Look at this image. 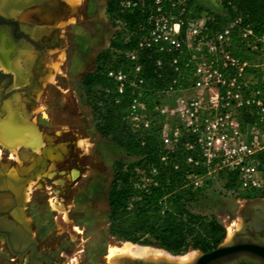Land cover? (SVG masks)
Wrapping results in <instances>:
<instances>
[{
    "label": "rangeland",
    "instance_id": "1",
    "mask_svg": "<svg viewBox=\"0 0 264 264\" xmlns=\"http://www.w3.org/2000/svg\"><path fill=\"white\" fill-rule=\"evenodd\" d=\"M58 1L63 13L54 19H28V14L32 13L30 8L14 9L10 12L29 22L20 23L25 31L41 24L50 28L58 27L61 35L57 38V46L45 50L43 74L38 80L39 87L29 107L28 120L38 131L43 145L47 144L45 137H49L50 146L63 145L65 150L59 154L54 171L47 166L39 173V178L27 180L24 188L29 181H35L28 191L29 196L25 199L27 201L23 203V213L41 249L57 246L60 242L66 244L60 261L56 264H110L106 257L108 247L119 246L124 242L109 234L107 191L114 162L128 158L124 148L117 145L110 135L97 132V112L92 108V98L85 93L82 78L94 70L96 56L107 47L115 28L106 15L105 0H80L75 6L66 0ZM197 2L208 13L223 12L221 0ZM235 35L238 36L237 30ZM193 45L194 48H201L202 40ZM227 48L232 54L239 53V57L248 63L244 74L246 91L263 88L264 50L261 46L258 44L254 47L240 39L236 42L232 36ZM25 56L27 54L20 50L18 57ZM54 64L58 65V71L54 69ZM25 69L20 67V71L27 74ZM176 95L174 92L161 94L158 105L171 108ZM145 105L147 109L142 111V115L152 120L153 128L146 131V134L159 136L162 124L168 125V128L180 124L172 114L163 117L157 113L155 105L151 108L147 103ZM21 108L22 103L18 109ZM247 110L248 108L237 110L239 136L231 137L229 144L235 146L252 143L253 151L247 162L248 166H254V172L250 173L257 184L248 186L241 182L234 169V166H239V161L235 159L228 162L216 161L209 166L198 161L194 165L205 171H193L187 176L191 188L198 189L197 200L190 205L191 209L214 217L223 225L225 235L221 243L228 242L235 230L241 228L240 209L243 204L251 200H264V118L262 121L248 119L245 116ZM15 138L20 139L21 143L13 149L0 143V160L7 161V158L14 156L18 164H22L20 154L17 153L20 146L24 151L39 153L36 156H42L43 159L47 157L48 165L50 164L48 156L44 157L45 153L37 152L31 145L26 144L25 136L16 135ZM80 141H83V145L78 143ZM36 156L33 155L32 159ZM30 162L32 163H28ZM15 169H10V176L11 170ZM72 170L77 171L75 177L72 176ZM28 172L30 171H26ZM22 173L20 171L18 177ZM190 251L197 254L200 250L189 249L186 252ZM0 264H16L13 256L2 244Z\"/></svg>",
    "mask_w": 264,
    "mask_h": 264
},
{
    "label": "trees",
    "instance_id": "2",
    "mask_svg": "<svg viewBox=\"0 0 264 264\" xmlns=\"http://www.w3.org/2000/svg\"><path fill=\"white\" fill-rule=\"evenodd\" d=\"M151 1L107 0L105 12L115 31L107 47L97 54L94 70L82 78L85 93L92 98V108L97 112V132L110 135L128 158L113 164L107 191L108 231L120 240L155 246L172 254H183L189 249L208 252L221 243L225 230L216 218L191 209L198 189L191 188L187 176L205 170L186 162V158L197 162L198 152L180 146L165 150L158 135L134 132L128 121L134 102L144 101L151 108L159 103L158 97L164 91L187 86L190 69L183 60L175 70L169 64L171 53L152 46L138 52L142 70L139 88L125 86L119 92L116 82L107 74L111 69L131 68L127 54L147 31ZM220 4L223 12L210 13L212 19L206 22L202 34L220 30L237 14L242 16L243 25L258 35L264 32V0H221ZM203 11L207 10L197 0H187L182 16L197 17ZM235 33L233 29V40L238 42ZM158 59L162 61L161 68L156 66ZM245 116L258 121L254 114L245 112Z\"/></svg>",
    "mask_w": 264,
    "mask_h": 264
},
{
    "label": "built area",
    "instance_id": "3",
    "mask_svg": "<svg viewBox=\"0 0 264 264\" xmlns=\"http://www.w3.org/2000/svg\"><path fill=\"white\" fill-rule=\"evenodd\" d=\"M186 4L187 0H152L148 6L147 31L136 48L127 54L131 68L127 71L111 69L107 74L116 82L120 92L125 86L139 88L142 83V70L138 63L140 50L155 46L158 51L171 53L169 64L175 70L184 60V66L190 69L186 76L187 86L163 92L177 93L171 108L155 105L160 116L166 117L170 113L180 123L171 128L166 124L160 126L162 147L169 151L179 146L197 151L198 161L205 166L235 159L239 166H234V169L241 182L255 186L257 182L250 173L254 172V166H248L247 162L253 151L252 143L230 146L229 140L239 136V108H248V113L257 116L258 121L263 120L264 87L246 91L244 74L248 63L232 54L227 46L231 43L233 29H236L240 40L254 47L259 44L264 50V32L258 35L251 27L243 25L242 16L237 14L220 30L202 37L206 22L212 16L203 11L197 17L184 18L182 13ZM199 40L203 46L194 48L193 44ZM156 66L161 68L162 61L158 59ZM138 95H141L140 90ZM146 109L143 101L130 106L128 120L134 132L144 133L151 129L152 120L142 115ZM165 158L164 155L161 159ZM186 162L196 163L192 157H187Z\"/></svg>",
    "mask_w": 264,
    "mask_h": 264
},
{
    "label": "flooded vegetation",
    "instance_id": "4",
    "mask_svg": "<svg viewBox=\"0 0 264 264\" xmlns=\"http://www.w3.org/2000/svg\"><path fill=\"white\" fill-rule=\"evenodd\" d=\"M21 8L32 10V13L28 14V19H54L63 13L58 0H1L0 2L1 138H5V127L9 122H16L18 118L30 122L28 120L29 107L33 103L34 94L39 87L38 80L43 74L45 50L57 46V38L61 37L58 27L50 28V26L39 24L31 30L22 29L20 23L28 24L29 22L10 13L11 10ZM20 50L27 56L19 58ZM19 66L26 68L28 73H22ZM21 103L22 108L18 109ZM17 153L20 154L19 157L25 154L22 164H18L13 155V158L9 157L7 161L0 160V244L13 256L16 264H56L60 261L66 244L60 242L57 246L41 249L39 241L24 218L23 203L27 200L24 198L23 191L26 183L22 181L25 180V177H30L31 173L25 171L19 175V180L9 174L10 169L27 166L32 156L38 154L24 151L20 149V146ZM47 166L48 161L43 170ZM254 201L256 200L245 202L241 208L242 226L237 228L233 234L234 242L237 244L250 242L245 237H251L252 240L260 242L264 236V200L263 206L254 203ZM202 253L206 252L199 251L194 260L188 264H196V259ZM128 260H133V262H128ZM135 260L140 259L126 257L122 264H134Z\"/></svg>",
    "mask_w": 264,
    "mask_h": 264
},
{
    "label": "bare ground",
    "instance_id": "5",
    "mask_svg": "<svg viewBox=\"0 0 264 264\" xmlns=\"http://www.w3.org/2000/svg\"><path fill=\"white\" fill-rule=\"evenodd\" d=\"M66 1L68 3H70L71 5H74V6L80 2V0H66ZM0 2H1V0H0ZM53 66H54V69L58 71V65L54 64ZM6 126H7V127H5L6 136H5V138H0V143H2L3 145H6L8 148L13 149V148L18 147V145L21 143L20 139L15 138V136L16 135L25 136L27 139L26 144L31 145L33 148H35V150L37 152L41 151L42 154L45 153V156L43 155L44 157H46V155L48 156V158L50 159V164L48 165L49 170L54 171L57 168V163L59 161V156H60L59 154L61 153V151L63 153V151L65 150V147L63 145L54 146V147L50 146L51 141H50L49 137L47 138L45 136L44 137L47 139V140L45 139L47 144L43 145V142H42L43 140L42 141L40 140L39 133L36 130V128L34 127V125H32L29 122H26L25 120L17 119L16 122L11 121ZM78 143L80 145H83V141H80ZM38 155H39V153H38ZM20 158L23 161L24 156L22 155ZM25 159H27V158L25 157ZM45 159H43L42 156H36L34 159L30 160V161H32V163L30 162L31 164L29 163L24 168H20V166H19L20 169L17 168L15 170H11V176L14 178L17 176V179H18L19 178L18 172L21 171V173H22V172L31 170L29 173H31V174L35 173L36 174L35 178H39L40 172L37 171V168H40V167L43 168ZM72 171H73L72 176L75 177L77 175V171L76 170H72ZM40 176H42V175H40ZM29 178L30 177L27 176V179H29ZM25 179H26V177H25ZM34 181H29L26 185L27 187H25L23 189L25 199L28 198V196H29L28 191H30L31 184ZM230 235L231 234L229 233L228 237H230ZM227 239H229V238H227ZM195 256H197L195 251L186 252L184 254L173 255V254H171V253H169V252H167L161 248H156V247H152V246H144V245H140V244H134L131 242H124L119 246H109L106 257H107V261L110 264H122L124 258H126V257L127 258L140 259V260H144V261H152V262L167 261V262H170L173 264H188L194 260Z\"/></svg>",
    "mask_w": 264,
    "mask_h": 264
},
{
    "label": "water",
    "instance_id": "6",
    "mask_svg": "<svg viewBox=\"0 0 264 264\" xmlns=\"http://www.w3.org/2000/svg\"><path fill=\"white\" fill-rule=\"evenodd\" d=\"M44 161L45 162L43 168L46 166L47 163L46 159ZM43 168L41 167L37 168V171L41 172ZM35 176L36 174L33 173L31 174L30 178H35ZM27 180L28 179L26 177V179L23 180L22 182L26 183ZM254 203L263 206V200H256L254 201ZM240 216L243 217L241 209H240ZM254 227L256 228L255 225ZM245 238L250 242L237 244L234 242V237L232 235L228 242L220 243L214 249L206 253L199 254L198 258L196 259V264H208V263L239 264V263H252V262L256 264H264V236L261 238L260 242H256L252 240L251 237L250 238L245 237ZM144 246H149V245H144ZM130 261L133 262V260H128V262ZM134 264H173V263L167 261L152 262V261L135 260Z\"/></svg>",
    "mask_w": 264,
    "mask_h": 264
},
{
    "label": "crops",
    "instance_id": "7",
    "mask_svg": "<svg viewBox=\"0 0 264 264\" xmlns=\"http://www.w3.org/2000/svg\"><path fill=\"white\" fill-rule=\"evenodd\" d=\"M106 2H107V0H105V5H106Z\"/></svg>",
    "mask_w": 264,
    "mask_h": 264
}]
</instances>
